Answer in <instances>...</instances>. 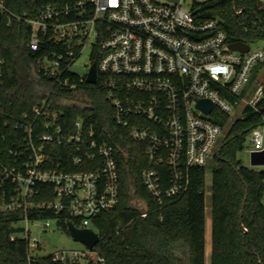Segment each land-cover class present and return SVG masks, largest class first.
I'll return each instance as SVG.
<instances>
[{"label": "built area", "instance_id": "obj_1", "mask_svg": "<svg viewBox=\"0 0 264 264\" xmlns=\"http://www.w3.org/2000/svg\"><path fill=\"white\" fill-rule=\"evenodd\" d=\"M215 1L40 0L34 13L18 14L0 0V19L30 25L32 50L47 36L62 48L40 60L46 84L30 110L13 116L0 106V213L10 222V237L26 241L28 264L43 257L89 264L98 254L89 248L44 252L28 229L18 234L23 222L44 219L49 227L52 219H66L96 230L93 219L120 202V150L97 137L92 91L103 93L104 113L144 157L141 181L157 207L143 217L182 197L193 170L214 159L227 127L220 114L231 117L238 107L260 111L264 80L249 85L264 47L245 41L248 51L232 49L223 20L205 15ZM87 45L91 60L85 73L76 72ZM94 62L97 79L89 82ZM4 65L0 53V77ZM201 98L213 102L209 112L198 105ZM249 136L251 158L264 149V118ZM50 211L55 217H43Z\"/></svg>", "mask_w": 264, "mask_h": 264}, {"label": "trees", "instance_id": "obj_2", "mask_svg": "<svg viewBox=\"0 0 264 264\" xmlns=\"http://www.w3.org/2000/svg\"><path fill=\"white\" fill-rule=\"evenodd\" d=\"M7 8L18 14L34 13L40 0H5ZM242 8V12L237 10ZM208 17L218 16L232 41L264 39V5L258 0H218L205 8ZM31 27L25 21L8 23L0 19V53L5 59L0 77V106L17 116L30 110L41 98L46 84L40 73V60L54 57L62 49L46 37L34 51L29 46ZM48 54V55H46ZM98 61V57H95ZM67 59L62 66L67 65ZM97 137L120 150V202L93 219L100 241L93 249L98 258L89 264H207L206 255V167L192 172L189 190L162 209L143 217L157 204L150 200L140 173L144 157L126 132L104 113L103 93L92 91ZM58 98V96H56ZM262 108L245 110L244 117L230 121L219 115L230 128L213 159L212 170V250L210 264H264V167L246 165L239 156L251 130L263 123ZM75 117V115H74ZM123 133V134H122ZM1 141V140H0ZM248 185V197L243 201ZM55 217L46 212L43 217ZM7 215L0 213V264H28L27 243L12 239ZM68 232L66 219L59 222ZM35 264H72L40 258Z\"/></svg>", "mask_w": 264, "mask_h": 264}, {"label": "rangeland", "instance_id": "obj_3", "mask_svg": "<svg viewBox=\"0 0 264 264\" xmlns=\"http://www.w3.org/2000/svg\"><path fill=\"white\" fill-rule=\"evenodd\" d=\"M254 48L264 47V39L257 38L253 42H251ZM91 60V45H87L81 55L77 58L76 62L73 65V70L79 73H85L87 66L86 62H90ZM264 80V62H261L256 65L252 75V82L249 86L254 85L258 81ZM245 112L242 107H238L234 111L231 112L230 121H234L237 118L244 117ZM231 124V123H230ZM230 124L224 128L222 135L219 138L218 145H220L226 136ZM251 146L250 136L248 135L247 140L245 142V147L242 151L239 152L240 158L246 165H249L250 155L247 148ZM218 147V146H217ZM214 167L213 160L210 161L206 168V218L208 229V233L210 231L211 221H212V194H211V185H212V170ZM264 167V166H258ZM52 225L49 227H44L43 224L45 222L44 219L36 222H26L22 223L23 230L22 232H18L19 235H23L27 232H30L31 236H37L41 242V247L44 252H50L53 250L59 249H78V250H87L88 247L81 241L75 240L74 237L67 232L59 223L58 219H52ZM24 232V233H23ZM92 255H95L94 253ZM207 264H210V257H207Z\"/></svg>", "mask_w": 264, "mask_h": 264}, {"label": "water", "instance_id": "obj_4", "mask_svg": "<svg viewBox=\"0 0 264 264\" xmlns=\"http://www.w3.org/2000/svg\"><path fill=\"white\" fill-rule=\"evenodd\" d=\"M230 47L234 50H240L246 52L249 50L250 45L245 41L237 40V41H232L230 43ZM96 79H97V65L96 62H94L88 73V81L95 82ZM198 105L201 108H203L206 112H209L213 106V102L210 99L201 98L199 99ZM250 159H251L250 160L251 165L255 167L264 166V149L259 151H253L251 153ZM246 188L247 189H246L245 199L243 201V209L241 216L243 214L246 200L249 194L247 183H246ZM67 225H68V232L74 237V239L83 242L89 249H94L98 244V242L100 241L101 238L100 234L92 228L77 227L74 224V222L71 220L68 221Z\"/></svg>", "mask_w": 264, "mask_h": 264}, {"label": "crops", "instance_id": "obj_5", "mask_svg": "<svg viewBox=\"0 0 264 264\" xmlns=\"http://www.w3.org/2000/svg\"><path fill=\"white\" fill-rule=\"evenodd\" d=\"M206 221H207V218H206ZM206 225H207V223H206ZM205 236H206V255H207V257H210V253L212 250V221H211L209 233H208V229L206 228ZM207 260H208V258H207Z\"/></svg>", "mask_w": 264, "mask_h": 264}]
</instances>
